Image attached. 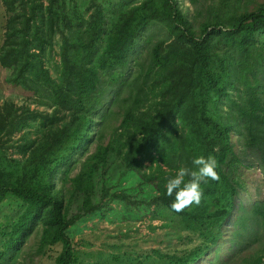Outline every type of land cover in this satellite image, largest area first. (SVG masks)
<instances>
[{"label": "trees", "instance_id": "1", "mask_svg": "<svg viewBox=\"0 0 264 264\" xmlns=\"http://www.w3.org/2000/svg\"><path fill=\"white\" fill-rule=\"evenodd\" d=\"M179 1L2 0L0 65L14 86L45 97L51 109L21 117L0 110V212L18 209L8 232L11 250L40 229L38 253L62 244L55 263L75 264L70 229L113 202L152 209V219L164 220V227L188 220L207 239L219 240L221 232L208 231L232 216L244 186L241 167L264 171V1L251 7V0H218L198 26ZM152 25L165 36L148 43L144 63L133 64ZM54 44L56 76L46 65ZM108 72L128 85L127 96L113 103L122 107L115 128L108 125L114 110L98 117L101 77ZM29 119L39 120V134L14 157L6 140ZM201 155L217 160L219 180L201 185L199 205L177 212L167 180ZM115 172L117 180L109 183ZM250 219L264 234V201L239 218L244 232ZM206 255L199 248L168 258L196 264ZM233 264H264V243Z\"/></svg>", "mask_w": 264, "mask_h": 264}, {"label": "rangeland", "instance_id": "2", "mask_svg": "<svg viewBox=\"0 0 264 264\" xmlns=\"http://www.w3.org/2000/svg\"><path fill=\"white\" fill-rule=\"evenodd\" d=\"M126 1V0H116ZM134 2L136 0H128ZM261 3L264 0H251ZM180 5L191 18H195V25H199L201 19L207 18L211 6H217L218 0H180ZM213 3V4H211ZM120 4V3H119ZM111 10V6L107 11ZM206 12V13H205ZM90 12L86 15L88 18ZM5 6L0 0V46L3 39V25L5 22ZM165 36V31L160 25L150 26L137 44L133 54V64L145 62L148 43ZM59 36L56 41H59ZM260 39L264 43V33ZM58 46L54 44L46 51V65L52 76H56V64L60 62ZM112 73L102 74V86L104 93V105L98 112V117L107 115L110 111L113 117H109L110 125L115 128L121 121L119 111L121 104H113L116 97L127 96V86L123 79L116 82L112 80ZM9 73L0 65V110L11 117L30 115L33 112H50L45 97H40L34 92L16 87L9 81ZM18 119H15L17 121ZM39 120L29 119V123L21 131L14 132L6 140L5 147L14 157L19 156V150L28 139H35L39 134ZM107 129V135L112 131ZM95 145L89 153L94 151ZM88 154L79 155L83 161ZM253 159L250 158V161ZM78 164V163H77ZM149 165V163H147ZM79 171V165L72 174ZM240 173L244 180V186L236 200L235 210L222 226L220 224L210 228L208 233L216 235L221 232L219 240L207 239V232L198 229L188 220L176 218L168 227H164V220H153L152 209L145 206L130 207L123 203L113 202L111 208L98 211L79 221L70 229V237L73 238L72 247L75 256V264H173L168 256L181 257L188 253H195L199 248L206 250V257L196 264H209V261H218L221 264H233L241 257L253 254L264 243L262 229L253 220H248L249 229L245 232L240 228L239 218L250 211L257 202L264 201V171L255 165L248 169L241 167ZM118 173H113L108 182L117 180ZM18 214V209L3 207L0 212V252L5 253L1 257L0 264H56L55 259L62 251V244L52 247L47 254L38 253L41 230L33 232L18 251L10 249L12 222ZM219 227H221L219 229ZM219 236V234H218ZM247 238L257 239L252 245L245 246ZM157 251V253H154ZM159 255L164 256L161 259Z\"/></svg>", "mask_w": 264, "mask_h": 264}, {"label": "clouds", "instance_id": "3", "mask_svg": "<svg viewBox=\"0 0 264 264\" xmlns=\"http://www.w3.org/2000/svg\"><path fill=\"white\" fill-rule=\"evenodd\" d=\"M193 167H180L174 176L168 178L166 190L168 196L175 194L171 207L179 212L190 205H199L204 192L202 184L209 179L219 180L218 162L212 156H199L192 160Z\"/></svg>", "mask_w": 264, "mask_h": 264}]
</instances>
